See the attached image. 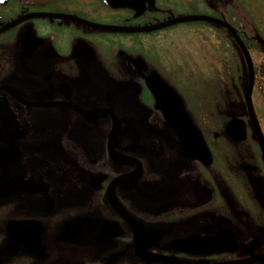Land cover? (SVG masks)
Segmentation results:
<instances>
[{
    "label": "flooded vegetation",
    "instance_id": "af4514ba",
    "mask_svg": "<svg viewBox=\"0 0 264 264\" xmlns=\"http://www.w3.org/2000/svg\"><path fill=\"white\" fill-rule=\"evenodd\" d=\"M262 254L264 0H0V264Z\"/></svg>",
    "mask_w": 264,
    "mask_h": 264
},
{
    "label": "water",
    "instance_id": "95a60500",
    "mask_svg": "<svg viewBox=\"0 0 264 264\" xmlns=\"http://www.w3.org/2000/svg\"><path fill=\"white\" fill-rule=\"evenodd\" d=\"M188 19H180L175 20L178 21H187ZM169 23H164L161 25L153 26L150 28H141L137 29V31H151L155 29H159L161 27L167 26ZM107 28V27H105ZM154 85L153 94L155 96V100L157 103V108H159L163 114L162 117L165 118L166 123L169 125V127L176 130V133H178L186 143L187 147L191 150V152L195 155L196 150L198 149H205V144L203 143L200 136H198L193 123L191 119L186 115L182 102L179 99L176 93L173 92V90H170L160 80H154L152 82ZM98 225V224H97ZM199 264H202V262H199ZM209 264V263H205ZM215 264V263H214ZM216 264H264V254L262 255H253L249 258L242 259V260H236V261H230V262H221Z\"/></svg>",
    "mask_w": 264,
    "mask_h": 264
},
{
    "label": "bare ground",
    "instance_id": "6f19581e",
    "mask_svg": "<svg viewBox=\"0 0 264 264\" xmlns=\"http://www.w3.org/2000/svg\"><path fill=\"white\" fill-rule=\"evenodd\" d=\"M112 118H113V116H111ZM78 234H80L81 236H79L80 238L81 237H83V236H87V234L86 233H78Z\"/></svg>",
    "mask_w": 264,
    "mask_h": 264
}]
</instances>
